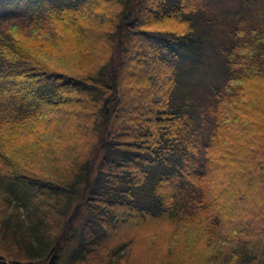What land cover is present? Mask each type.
I'll return each instance as SVG.
<instances>
[{
    "label": "trees",
    "instance_id": "obj_1",
    "mask_svg": "<svg viewBox=\"0 0 264 264\" xmlns=\"http://www.w3.org/2000/svg\"><path fill=\"white\" fill-rule=\"evenodd\" d=\"M0 248L264 264V0H0Z\"/></svg>",
    "mask_w": 264,
    "mask_h": 264
},
{
    "label": "rangeland",
    "instance_id": "obj_2",
    "mask_svg": "<svg viewBox=\"0 0 264 264\" xmlns=\"http://www.w3.org/2000/svg\"><path fill=\"white\" fill-rule=\"evenodd\" d=\"M140 92H141V90H140ZM134 102L136 103V101H134ZM76 121H77L76 118H75V120L71 119L70 122L68 123L67 129H66V127H64V129L60 128L61 138H64V141L62 143H60L62 140L60 142H56L55 144L48 143L47 141L44 143L46 145L47 150L48 149L50 150L53 147L54 151L56 152V154L58 156L57 161H56L57 168L59 165L58 163L60 162V159H61V155H62V157H64V160L65 159H71V162L67 165L71 166V168H72V167H74V162H79L81 160V158H79V156L81 154L84 157H86L87 154H89V152H90V141L92 140V137L89 139H83L82 137H77V130L75 131V127H74V126H76L75 125ZM69 136H71L70 139H68ZM78 136H79V131H78ZM33 140H34V137L32 136V138L30 140L25 141L24 144L29 143ZM67 144L71 145V147L67 146ZM101 153L102 152H100V154ZM50 156H51V154H48V157H50ZM97 160H98V158L96 159V161ZM43 165H45V163H44V161H41L39 163V166H43ZM57 171H58V173H59V171L64 172V169H59V170L56 169V172ZM94 174L95 173L93 170L91 172V175L93 176ZM82 187H83L82 185H79L78 190L80 191L82 189ZM79 199H80V197L77 195L76 199H74V201L70 205V212H72L73 216L75 214V211H76L75 207L77 206ZM81 208L82 207H80V209ZM80 221H81L80 214L73 218L72 224L75 225V229H78ZM77 235H78V233L75 234V237H71V239L65 243V244L69 243L66 248L65 247L61 248L60 257H61V255H63L62 257H65L69 248L73 245L74 240L76 239ZM118 238L121 240L125 237L119 236ZM106 245L107 244H105L104 246H106ZM0 252L3 253L1 248H0ZM0 260L7 261L4 258H2ZM105 264H107V262Z\"/></svg>",
    "mask_w": 264,
    "mask_h": 264
}]
</instances>
